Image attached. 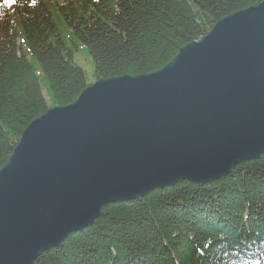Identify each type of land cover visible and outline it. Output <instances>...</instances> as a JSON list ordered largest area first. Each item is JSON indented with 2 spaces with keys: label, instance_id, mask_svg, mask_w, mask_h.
<instances>
[{
  "label": "water",
  "instance_id": "water-1",
  "mask_svg": "<svg viewBox=\"0 0 264 264\" xmlns=\"http://www.w3.org/2000/svg\"><path fill=\"white\" fill-rule=\"evenodd\" d=\"M263 154L264 1L162 68L97 80L31 121L0 169V264H34L108 204Z\"/></svg>",
  "mask_w": 264,
  "mask_h": 264
},
{
  "label": "trees",
  "instance_id": "trees-1",
  "mask_svg": "<svg viewBox=\"0 0 264 264\" xmlns=\"http://www.w3.org/2000/svg\"><path fill=\"white\" fill-rule=\"evenodd\" d=\"M264 0H0V169L25 127L97 80L165 66L220 19ZM94 63L88 79L75 54ZM264 264V154L227 177L103 207L34 264Z\"/></svg>",
  "mask_w": 264,
  "mask_h": 264
},
{
  "label": "rangeland",
  "instance_id": "rangeland-1",
  "mask_svg": "<svg viewBox=\"0 0 264 264\" xmlns=\"http://www.w3.org/2000/svg\"><path fill=\"white\" fill-rule=\"evenodd\" d=\"M75 62L82 67L89 80L93 78L94 63L91 55L86 49H81L75 54Z\"/></svg>",
  "mask_w": 264,
  "mask_h": 264
},
{
  "label": "snow or ice",
  "instance_id": "snow-or-ice-1",
  "mask_svg": "<svg viewBox=\"0 0 264 264\" xmlns=\"http://www.w3.org/2000/svg\"><path fill=\"white\" fill-rule=\"evenodd\" d=\"M16 0H4V3L11 6V4L15 3Z\"/></svg>",
  "mask_w": 264,
  "mask_h": 264
}]
</instances>
